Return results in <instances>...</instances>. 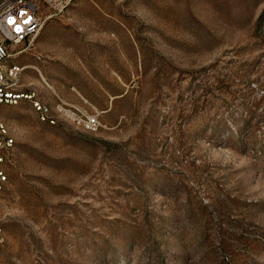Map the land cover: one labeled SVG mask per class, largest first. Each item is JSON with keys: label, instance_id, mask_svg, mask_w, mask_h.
I'll return each instance as SVG.
<instances>
[{"label": "rangeland", "instance_id": "rangeland-1", "mask_svg": "<svg viewBox=\"0 0 264 264\" xmlns=\"http://www.w3.org/2000/svg\"><path fill=\"white\" fill-rule=\"evenodd\" d=\"M11 53L70 116L6 107L0 264H264V0H74Z\"/></svg>", "mask_w": 264, "mask_h": 264}, {"label": "built area", "instance_id": "built-area-1", "mask_svg": "<svg viewBox=\"0 0 264 264\" xmlns=\"http://www.w3.org/2000/svg\"><path fill=\"white\" fill-rule=\"evenodd\" d=\"M74 0H0V198L9 181V167L17 143L6 119V107L31 100L39 118L56 124L60 118L70 116V108L64 101L54 108L36 89L22 86L21 75L27 65L8 64L12 56L11 46L32 42L43 28L46 19L65 11ZM74 120L89 130H97L101 121L97 115L75 114ZM5 240L0 222V246Z\"/></svg>", "mask_w": 264, "mask_h": 264}, {"label": "bare ground", "instance_id": "bare-ground-1", "mask_svg": "<svg viewBox=\"0 0 264 264\" xmlns=\"http://www.w3.org/2000/svg\"><path fill=\"white\" fill-rule=\"evenodd\" d=\"M27 67V66H26Z\"/></svg>", "mask_w": 264, "mask_h": 264}]
</instances>
